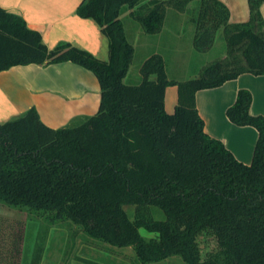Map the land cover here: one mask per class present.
Masks as SVG:
<instances>
[{"label": "trees", "instance_id": "16d2710c", "mask_svg": "<svg viewBox=\"0 0 264 264\" xmlns=\"http://www.w3.org/2000/svg\"><path fill=\"white\" fill-rule=\"evenodd\" d=\"M193 0H82L77 14L93 18L109 39L102 60L70 42L49 48L22 15L0 6V72L15 65L72 61L101 86L98 111L55 128L35 106L0 122V202L50 224H71L94 239L131 246L142 264L179 257L183 264H264V115L251 112L242 88L230 120L259 136L246 164L209 135L196 93L242 73L264 74V0H249L250 17L233 22L221 0H198L193 46L209 50L222 30L225 55L199 75L169 78L152 52L138 80L126 79L135 56L121 15L145 32L163 29L168 9ZM178 86L175 111L165 109L168 85ZM134 207L131 218L126 206Z\"/></svg>", "mask_w": 264, "mask_h": 264}, {"label": "crops", "instance_id": "0c3cea01", "mask_svg": "<svg viewBox=\"0 0 264 264\" xmlns=\"http://www.w3.org/2000/svg\"><path fill=\"white\" fill-rule=\"evenodd\" d=\"M221 1L228 6L231 21L241 22L249 19V0ZM81 2L82 0H0V6L22 15L30 28L41 32L49 48L66 41L90 51L99 59L108 60L109 39L95 19L83 18L77 14ZM198 4V0H193L182 12L168 9L163 29L154 34L145 32L143 27L128 15V11L121 15L128 39L135 46L134 60L126 79L138 80L139 67L152 52H159L163 56L165 52L170 51L176 54L179 62L180 54L187 49L190 52L195 49L193 41L191 47L186 49L184 39L191 30H186L183 21L191 12V29L193 27L194 36L195 23L191 18ZM193 7L195 8L191 11ZM261 12L264 17V2L261 4ZM217 35L218 32L215 41ZM169 37L170 43L167 42ZM201 52L206 53L208 50ZM202 53L201 55H204ZM137 57L139 61L136 62ZM201 62L197 68H190L191 75L183 78L195 76L209 61L207 59ZM134 67L137 72L132 76ZM242 88L252 92L251 112L264 115V74L246 72L221 86L200 89L196 93V101L204 120L205 131L220 139L238 160L250 164L259 132L252 125H238L232 122L227 115V109L235 103L238 91ZM100 99L101 86L95 73L72 61L48 66L36 63L15 65L0 72V122L21 115L35 106L44 122L59 128L77 116L95 114L99 109ZM177 103L178 86L168 85L165 92L166 111L173 113Z\"/></svg>", "mask_w": 264, "mask_h": 264}, {"label": "rangeland", "instance_id": "374dc122", "mask_svg": "<svg viewBox=\"0 0 264 264\" xmlns=\"http://www.w3.org/2000/svg\"><path fill=\"white\" fill-rule=\"evenodd\" d=\"M190 14L191 12L183 21L186 30H191L184 39L186 49L188 46L191 47L193 41V27L191 29L193 23L190 20ZM176 30L181 31V29ZM167 42H171L170 37ZM192 50L195 53L187 49L180 54L179 62L176 54L170 51L163 54L170 77L187 79L183 77L191 75L190 68H197L202 63L201 61L207 59L211 61L225 55L226 41L222 30L218 31L217 40L208 52L202 53L196 49ZM137 61H139V57H137ZM200 71L199 69L196 75H199ZM136 72L134 67L132 76H135ZM126 208L129 216L133 218L134 207L127 205ZM0 264L142 263L131 246L117 247L111 245L90 237L82 228L73 223L50 224L25 210L12 208L0 202ZM147 264H183V261L179 257H171L160 262Z\"/></svg>", "mask_w": 264, "mask_h": 264}]
</instances>
